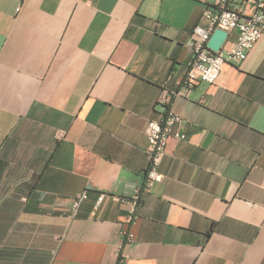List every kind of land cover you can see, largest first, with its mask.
I'll use <instances>...</instances> for the list:
<instances>
[{
  "label": "crops",
  "instance_id": "0c3cea01",
  "mask_svg": "<svg viewBox=\"0 0 264 264\" xmlns=\"http://www.w3.org/2000/svg\"><path fill=\"white\" fill-rule=\"evenodd\" d=\"M206 8L0 0V264H264V33L214 84L173 95L186 138L169 139L125 222L146 123L180 88ZM123 228L134 239L117 256Z\"/></svg>",
  "mask_w": 264,
  "mask_h": 264
},
{
  "label": "built area",
  "instance_id": "2783aa9c",
  "mask_svg": "<svg viewBox=\"0 0 264 264\" xmlns=\"http://www.w3.org/2000/svg\"><path fill=\"white\" fill-rule=\"evenodd\" d=\"M200 1V0H195ZM246 5L250 6L247 11ZM204 24H197L191 33L189 46L192 58L186 68L182 84L176 91L162 90L156 98V104L165 106L164 113L158 119H149L145 126L147 166L142 182L135 188L128 201L125 217L127 225H132L138 218V208L141 204L142 193L149 190L152 183L162 178L160 164L166 152L170 138L185 139L186 135L179 128L184 119L170 107L173 95H186L198 82L214 84L224 64L241 61L246 58L248 51L264 33V0H215V8H206ZM215 28L225 31H236V40L230 45L213 51L207 46L211 33ZM87 198V191L76 193L71 198V210L75 213ZM104 198L100 193L97 204ZM122 241L119 251L134 239V234L128 228L121 230ZM119 258L116 264H122Z\"/></svg>",
  "mask_w": 264,
  "mask_h": 264
},
{
  "label": "water",
  "instance_id": "95a60500",
  "mask_svg": "<svg viewBox=\"0 0 264 264\" xmlns=\"http://www.w3.org/2000/svg\"><path fill=\"white\" fill-rule=\"evenodd\" d=\"M227 35V31L222 30L220 28H215L210 35V38L207 42V46L213 51H218L223 45Z\"/></svg>",
  "mask_w": 264,
  "mask_h": 264
}]
</instances>
